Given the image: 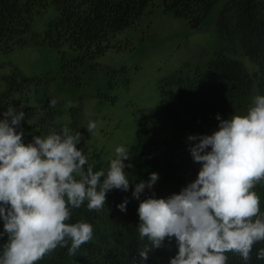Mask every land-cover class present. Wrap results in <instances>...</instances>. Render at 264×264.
Returning a JSON list of instances; mask_svg holds the SVG:
<instances>
[{
  "label": "clouds",
  "instance_id": "clouds-1",
  "mask_svg": "<svg viewBox=\"0 0 264 264\" xmlns=\"http://www.w3.org/2000/svg\"><path fill=\"white\" fill-rule=\"evenodd\" d=\"M56 104L57 99L50 100L51 107ZM3 116L0 237L6 234L7 242L0 264H38L57 248H67L74 256L93 239L94 230L82 220L69 223L73 210L87 202L89 211L100 212L109 191L129 190L125 168L132 165L124 163L130 160L128 150L116 147L107 170L94 171L84 150L77 148L84 139L79 131L65 125L25 143L23 130H17L24 111L9 105ZM216 119L218 130L211 135L188 137L197 141L189 148L193 161L201 165L196 179L178 194L139 203V238L150 244L138 252L142 264L166 239L174 238L178 247L170 264H228L229 252L249 264L253 249L264 244V212L253 190L264 183V95L253 97L246 115ZM97 127L89 120L86 129L93 135ZM158 178L153 172L148 181L136 183L133 197L139 200ZM127 203L125 199L118 209L125 212ZM256 259L264 261V247L256 250Z\"/></svg>",
  "mask_w": 264,
  "mask_h": 264
},
{
  "label": "trees",
  "instance_id": "trees-1",
  "mask_svg": "<svg viewBox=\"0 0 264 264\" xmlns=\"http://www.w3.org/2000/svg\"><path fill=\"white\" fill-rule=\"evenodd\" d=\"M216 2L163 0L166 10L187 18L193 28L201 26ZM153 4V0H0V53L25 45L33 34L32 24L36 17L54 9L55 17L44 31L42 44L58 51L63 79L70 81L76 77V69L93 68L92 63L109 50L130 48L131 44L120 39V35L136 26ZM224 12L234 15L235 21L221 19V33L239 44L256 65L258 95H264V0H231ZM53 80L47 79L45 85L49 86ZM44 81L40 77L13 75L7 81V91L0 94V116L9 105L23 110L25 115L39 114V108L28 107L22 104L23 100L15 101L13 97L24 92L25 83H36L38 87ZM178 81L180 93L175 102L164 98L151 116L142 117L135 144L128 151L130 160L124 161L132 165L125 168L129 190L109 191L100 212L89 211L87 202L73 210L69 223L81 220L90 223L93 239L82 245L74 256L68 255L67 248H57L38 264H142L138 252L150 244L147 238H139V203L150 197L166 199L193 182L201 165L193 161L189 151L197 141H189L188 137L211 135L218 130L217 115L229 119L251 106L253 78L242 61L227 55L218 53L206 65L196 68L191 76ZM51 97H44L40 104L46 109L47 117L54 121V112L48 107ZM180 105L186 106L188 118L177 109ZM77 116L72 108L69 128L73 131L78 127ZM153 172L158 174V180L151 189L145 188L139 200L135 199L132 195L135 184L148 181ZM125 199L128 201L126 211L121 212L117 205ZM261 211L264 212V207ZM3 224L0 218V233L4 231ZM6 242L5 234L0 237V255ZM260 247L264 244L256 245L249 264H264L256 259V250ZM177 252L175 239H166L164 246L150 252L143 264H170ZM227 255L228 264H244L238 255L230 252Z\"/></svg>",
  "mask_w": 264,
  "mask_h": 264
},
{
  "label": "rangeland",
  "instance_id": "rangeland-1",
  "mask_svg": "<svg viewBox=\"0 0 264 264\" xmlns=\"http://www.w3.org/2000/svg\"><path fill=\"white\" fill-rule=\"evenodd\" d=\"M153 1L151 11L120 35V39L131 44L130 48L109 50L92 63L93 68L76 69L73 80L63 79L58 51L42 44L44 31L55 17L54 9L36 17L33 34L25 45L0 53V94L7 91V81L13 75L45 80L38 87L36 83H25L24 92L13 97L15 101L26 100L22 104L28 107L39 108V114L25 115L20 124L24 140L32 141L34 135L45 136L52 130L59 132L65 125L69 127L74 108L78 115L75 131L84 137L77 148L84 150L94 171L107 170L110 159L115 158L116 147L123 146L129 151L135 144L142 117L151 116L164 98L175 102L180 93L178 80L191 76L218 53L245 65L253 78L252 103L259 94L257 67L239 44L221 33V19L235 21L234 15L224 12L231 0H217L199 28H193L187 18L166 10L163 0ZM52 78L49 86L45 85ZM50 96L57 99L55 107L48 105L54 112V121L40 104L41 99ZM177 109L183 117H189L185 105ZM246 114L247 110L241 113ZM0 119H4L3 114ZM89 120L97 122V134L87 131ZM253 190L264 207V183L257 184Z\"/></svg>",
  "mask_w": 264,
  "mask_h": 264
}]
</instances>
